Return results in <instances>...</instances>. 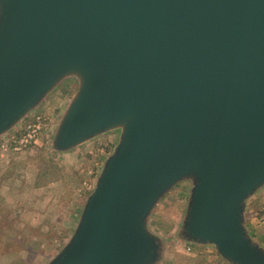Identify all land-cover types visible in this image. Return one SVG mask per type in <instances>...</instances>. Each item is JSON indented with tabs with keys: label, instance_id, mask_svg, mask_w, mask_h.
Segmentation results:
<instances>
[{
	"label": "water",
	"instance_id": "95a60500",
	"mask_svg": "<svg viewBox=\"0 0 264 264\" xmlns=\"http://www.w3.org/2000/svg\"><path fill=\"white\" fill-rule=\"evenodd\" d=\"M69 78L53 150L120 135L46 264H157L147 222L181 182V242L264 264L244 221L264 187V0H0V138Z\"/></svg>",
	"mask_w": 264,
	"mask_h": 264
},
{
	"label": "rangeland",
	"instance_id": "374dc122",
	"mask_svg": "<svg viewBox=\"0 0 264 264\" xmlns=\"http://www.w3.org/2000/svg\"><path fill=\"white\" fill-rule=\"evenodd\" d=\"M76 89L75 79L63 81L29 115L35 112L45 114L52 121L50 129L41 135L31 150L11 156L8 161H0V200L6 204L0 206V213L5 212L2 208H8L12 212L11 218L16 220L18 216L14 215L24 211L28 219L32 221L33 218V222L40 220V225L44 226L42 236L34 232L24 239L26 241L20 239L14 242L12 238L15 249H19L16 254L24 255L23 264H46L67 243L106 158L119 140L120 133L114 130L70 151L53 150L51 143L57 122ZM43 171L50 175V183L33 187L34 174ZM189 194L190 183H179L158 202L149 217L147 223L150 230L164 241L162 256L157 264H203L207 262L204 259L208 258L206 255L217 254L211 245L183 244L179 240ZM16 203L18 206L14 207ZM63 219L64 226L61 225ZM244 221L246 228L251 227L264 234V187L248 200ZM258 243L264 247V239ZM22 244H27V250L32 248L33 252H23ZM187 245L193 246L191 251H187ZM38 249L42 250L40 254ZM196 254H202V257H196Z\"/></svg>",
	"mask_w": 264,
	"mask_h": 264
},
{
	"label": "crops",
	"instance_id": "0c3cea01",
	"mask_svg": "<svg viewBox=\"0 0 264 264\" xmlns=\"http://www.w3.org/2000/svg\"><path fill=\"white\" fill-rule=\"evenodd\" d=\"M21 129L22 128L16 131L17 130V127H16L13 131L9 133H19V132L21 133ZM14 155L16 154H12V156ZM5 205L6 204H3L2 200H0V206L2 207ZM16 206H18L17 203L14 204V207ZM2 209H4L6 213L5 212L2 214L0 213V264H23V262L25 261L24 255L20 253L16 254L17 250L19 249H15V245L12 244V238H14L13 239L14 242H17V241H20V239L24 240L30 237V235L34 234V232H37L38 234L42 236L44 235L43 233L44 226L40 225L39 223L40 220L33 222V218H32V221H31V218L28 219L29 217L26 214H24V211H20L18 215H14L15 217L18 216V219L13 220L11 218L12 217L11 210H8V208H2ZM45 220L46 218L44 219V221ZM63 224H65L64 219L61 225L64 226ZM10 226H12V229ZM14 226H17V228ZM14 229L16 230L13 232L12 230ZM247 230L250 236L257 242H262V240L264 239V234H260L256 229L254 228L252 229L251 227H248ZM20 247L21 249H23L22 250L23 252H33L32 248L27 250V244H22V246ZM37 251L40 254L42 250L38 249ZM206 256L208 258H204V259L207 261L206 262L207 264H210L212 261L216 259H219L221 261V264H229L225 260L221 259L219 255L218 256L217 255L215 256L206 255ZM196 257H202V254L199 256L198 254H196ZM206 263H203V264H206Z\"/></svg>",
	"mask_w": 264,
	"mask_h": 264
},
{
	"label": "built area",
	"instance_id": "2783aa9c",
	"mask_svg": "<svg viewBox=\"0 0 264 264\" xmlns=\"http://www.w3.org/2000/svg\"><path fill=\"white\" fill-rule=\"evenodd\" d=\"M51 125L50 118L41 112H35L27 117L21 127V133H9L0 138V161H8L12 154H21L31 150ZM192 247L187 245V251H191Z\"/></svg>",
	"mask_w": 264,
	"mask_h": 264
},
{
	"label": "trees",
	"instance_id": "16d2710c",
	"mask_svg": "<svg viewBox=\"0 0 264 264\" xmlns=\"http://www.w3.org/2000/svg\"><path fill=\"white\" fill-rule=\"evenodd\" d=\"M51 178L50 175L48 174V172L43 171L40 173H35L33 176V187L38 188L41 186H44L45 184L50 183ZM1 194V192H0ZM218 256V254H216ZM210 264H221V261L219 259H216L214 261H212Z\"/></svg>",
	"mask_w": 264,
	"mask_h": 264
}]
</instances>
